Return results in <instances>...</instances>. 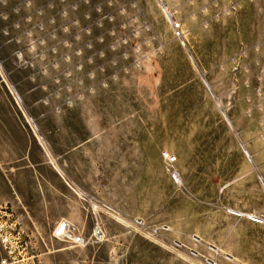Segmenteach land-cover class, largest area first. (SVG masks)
<instances>
[{"label":"rangeland","instance_id":"374dc122","mask_svg":"<svg viewBox=\"0 0 264 264\" xmlns=\"http://www.w3.org/2000/svg\"><path fill=\"white\" fill-rule=\"evenodd\" d=\"M0 16V264H264V0Z\"/></svg>","mask_w":264,"mask_h":264},{"label":"built area","instance_id":"2783aa9c","mask_svg":"<svg viewBox=\"0 0 264 264\" xmlns=\"http://www.w3.org/2000/svg\"><path fill=\"white\" fill-rule=\"evenodd\" d=\"M162 158L166 162L167 172L170 179L175 185H178L179 176L175 171V169L173 168V164L175 162L174 156H170L169 154L164 153ZM252 222L259 223L260 221L256 218H253ZM136 223L137 225H140L139 222ZM98 233H99L98 230H96L94 232V235H97ZM52 237L53 239L59 241L61 240L69 241L70 243L76 246H79L83 242V239L80 236L73 233V228L66 221H60L56 224L52 232Z\"/></svg>","mask_w":264,"mask_h":264},{"label":"crops","instance_id":"0c3cea01","mask_svg":"<svg viewBox=\"0 0 264 264\" xmlns=\"http://www.w3.org/2000/svg\"><path fill=\"white\" fill-rule=\"evenodd\" d=\"M2 19L3 20H1V21H5L6 20V16L4 18H2ZM0 33L2 35L4 34L5 36H7L5 34L6 33V26L4 28L3 27L0 28ZM4 35L3 36H0L1 46L7 45L9 43V40L6 37L4 38ZM2 65H3V60H0V107L2 108V110H5L6 107H7V104H10L11 103V98H12V93L9 90V86L12 89H13V87L9 84L8 75H6L3 72V66ZM13 91L17 95V93H16V91L14 89H13ZM17 97H18V95H17Z\"/></svg>","mask_w":264,"mask_h":264},{"label":"bare ground","instance_id":"6f19581e","mask_svg":"<svg viewBox=\"0 0 264 264\" xmlns=\"http://www.w3.org/2000/svg\"><path fill=\"white\" fill-rule=\"evenodd\" d=\"M165 12H166V15H167V17H168L170 23H172V22H173V17H172V15H171L167 10H165Z\"/></svg>","mask_w":264,"mask_h":264}]
</instances>
